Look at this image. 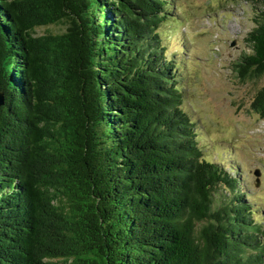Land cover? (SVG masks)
Segmentation results:
<instances>
[{
  "label": "trees",
  "instance_id": "obj_1",
  "mask_svg": "<svg viewBox=\"0 0 264 264\" xmlns=\"http://www.w3.org/2000/svg\"><path fill=\"white\" fill-rule=\"evenodd\" d=\"M245 1L254 79L264 0ZM172 5L0 0V264H264V218L184 107Z\"/></svg>",
  "mask_w": 264,
  "mask_h": 264
},
{
  "label": "rangeland",
  "instance_id": "obj_2",
  "mask_svg": "<svg viewBox=\"0 0 264 264\" xmlns=\"http://www.w3.org/2000/svg\"><path fill=\"white\" fill-rule=\"evenodd\" d=\"M172 4L174 15L163 24L161 36L179 64L184 107L197 122L204 156L234 166L231 174L239 177L245 198L264 218V118L251 108L264 75L241 79L234 69L238 57L249 51L245 37L254 26V5L245 0Z\"/></svg>",
  "mask_w": 264,
  "mask_h": 264
},
{
  "label": "water",
  "instance_id": "obj_3",
  "mask_svg": "<svg viewBox=\"0 0 264 264\" xmlns=\"http://www.w3.org/2000/svg\"><path fill=\"white\" fill-rule=\"evenodd\" d=\"M3 103V97L0 94V105Z\"/></svg>",
  "mask_w": 264,
  "mask_h": 264
}]
</instances>
